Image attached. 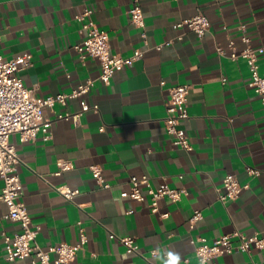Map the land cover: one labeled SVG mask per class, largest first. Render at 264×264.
<instances>
[{
    "label": "crops",
    "instance_id": "1",
    "mask_svg": "<svg viewBox=\"0 0 264 264\" xmlns=\"http://www.w3.org/2000/svg\"><path fill=\"white\" fill-rule=\"evenodd\" d=\"M136 3L144 12L149 48L131 20ZM86 10L109 34L113 55L146 52L109 85L97 80L100 62L82 59L75 49L85 38L82 26L88 18L78 17ZM200 13L211 23L204 37L176 28ZM179 35L182 40L165 45ZM244 37L254 48L264 46V0H0V54L6 60L32 55V65L20 76L26 87L36 88L34 96L71 94L95 80L86 95L45 110L52 123L50 139L43 133L25 143L18 135L11 137L21 159L22 201L41 229V247L79 245L84 235L85 244L69 264H165L169 251L180 254L181 264H201L193 240L212 243L235 231L248 236L264 232V102L249 86L246 60H234L229 53L230 41L238 53L245 49ZM259 66L264 76V55ZM179 85L191 88L189 118L181 126L192 151L174 146L165 128L170 88ZM85 102L99 110L85 112L79 124L59 119L81 112ZM60 161L72 168L58 175ZM94 166L101 168L109 188L94 178ZM247 167L260 175L251 177ZM227 175L249 188L224 203L219 197ZM133 176H147L154 187L166 183L186 194L177 202L162 199L154 213L149 197L138 202L123 196L131 191ZM3 186L0 177V195ZM62 186L79 194L69 201L57 190ZM196 211L202 219L191 227ZM7 213L0 200V264H32L30 259H7L3 233L19 232ZM126 237L135 239L141 254L127 252L121 242ZM254 263L264 264V250L215 261Z\"/></svg>",
    "mask_w": 264,
    "mask_h": 264
},
{
    "label": "built area",
    "instance_id": "2",
    "mask_svg": "<svg viewBox=\"0 0 264 264\" xmlns=\"http://www.w3.org/2000/svg\"><path fill=\"white\" fill-rule=\"evenodd\" d=\"M92 11L86 10L78 17L84 21L82 32L85 38L80 45L75 47L82 59L88 57L97 59L101 64V74L97 80L105 85H109L114 75L124 69L132 67L140 61L144 55V50H136L130 57L113 55L110 49L109 34L101 31L96 22L90 17ZM132 23L141 30L144 45L149 48V37L146 30L145 17L142 7L136 3L131 10ZM211 23L208 17L202 13L182 21L176 25L178 29H185L202 38L210 30ZM183 35L177 39L167 42L165 45L173 44L177 40H182ZM246 44L245 49L238 53L235 43L230 41V57L234 60L243 58L246 60L251 74L249 86L261 95L264 102V76L260 73L259 57L264 55V46L254 48L250 39L243 38ZM164 45L156 49L161 50ZM218 52L224 55L226 52L222 47ZM32 55L27 53L15 59L6 60L0 54V177L4 186L0 195V200L8 208L6 217L19 225V232L14 236L3 233L6 242L7 259L9 261L30 259L32 264H69L76 259L78 251L86 242V237L82 236V243L79 245H69L61 243L44 249L38 243L40 227L33 224L29 210L22 201V179L18 172V165L21 163L17 147L12 142L11 137L18 135L21 143L35 141L40 133L45 135V139H50L49 130L51 121L45 117V110L53 108L56 104L66 105L69 98H79L86 95L95 85V80H88L79 85L71 94H59L46 98L34 96L35 89L26 87L20 72L28 69L32 65ZM191 88L188 85H179L170 88V97L167 102V116L165 118V128L172 137L174 146L186 151H192L189 136L182 129V123L189 118V95ZM90 110L98 111L99 105L90 106L83 104L82 111L76 114H61L59 119H72L75 123L80 122L81 116ZM103 130V129H102ZM72 168L68 161L59 162L58 175ZM247 173L251 177H258L260 171L253 167H247ZM94 178L99 184H104L105 188L110 185L104 182L102 170L98 166L92 167ZM131 191L123 193L124 197H131L138 202H146L147 197L151 201V209L154 213L159 212V202L168 198L173 202L180 201L186 194L184 189H173L168 184L162 183L158 187L151 184L147 176L130 179ZM249 185H242L235 175H227L223 182V190L220 193V200L224 203L237 200L241 193L248 189ZM143 189L147 193L144 194ZM60 194L67 200L73 201L79 191L69 186L58 187ZM167 215H164L166 217ZM202 219V212L196 211L191 219V227ZM111 238H115L111 235ZM129 254H141L135 239L132 237L122 238ZM196 244V256L201 264H215L217 258L233 253L251 252L253 249L264 250V232L254 235H245L240 231H235L223 235L212 243L204 238L192 241ZM153 256L158 252L154 251ZM55 255V258L53 257ZM257 264V263H254Z\"/></svg>",
    "mask_w": 264,
    "mask_h": 264
},
{
    "label": "clouds",
    "instance_id": "3",
    "mask_svg": "<svg viewBox=\"0 0 264 264\" xmlns=\"http://www.w3.org/2000/svg\"><path fill=\"white\" fill-rule=\"evenodd\" d=\"M165 264H181V256L179 253L169 251Z\"/></svg>",
    "mask_w": 264,
    "mask_h": 264
}]
</instances>
